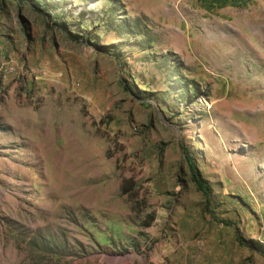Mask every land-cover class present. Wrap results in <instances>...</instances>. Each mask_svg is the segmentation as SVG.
<instances>
[{
	"label": "rangeland",
	"instance_id": "rangeland-1",
	"mask_svg": "<svg viewBox=\"0 0 264 264\" xmlns=\"http://www.w3.org/2000/svg\"><path fill=\"white\" fill-rule=\"evenodd\" d=\"M0 264H264V0H0Z\"/></svg>",
	"mask_w": 264,
	"mask_h": 264
},
{
	"label": "trees",
	"instance_id": "trees-1",
	"mask_svg": "<svg viewBox=\"0 0 264 264\" xmlns=\"http://www.w3.org/2000/svg\"><path fill=\"white\" fill-rule=\"evenodd\" d=\"M185 158L190 169L192 182L195 184L197 190L207 198L206 202L209 203L208 197L212 193V187L201 177L194 160L189 155H186Z\"/></svg>",
	"mask_w": 264,
	"mask_h": 264
}]
</instances>
